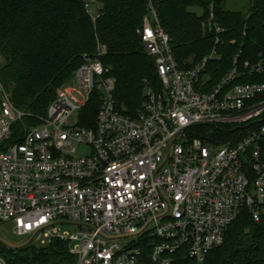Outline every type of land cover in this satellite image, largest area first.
Wrapping results in <instances>:
<instances>
[{
    "label": "built area",
    "instance_id": "1",
    "mask_svg": "<svg viewBox=\"0 0 264 264\" xmlns=\"http://www.w3.org/2000/svg\"><path fill=\"white\" fill-rule=\"evenodd\" d=\"M213 1L202 25L220 33ZM146 9L138 33L160 88L144 87L136 115L116 106V78L87 54L75 84L56 88L40 122L17 133L26 113L0 84V224L38 246L66 242L75 264H204L241 210L264 220V49L257 60L239 50L213 84L216 47L181 66L151 0ZM199 126L240 131L208 143L190 132Z\"/></svg>",
    "mask_w": 264,
    "mask_h": 264
},
{
    "label": "trees",
    "instance_id": "2",
    "mask_svg": "<svg viewBox=\"0 0 264 264\" xmlns=\"http://www.w3.org/2000/svg\"><path fill=\"white\" fill-rule=\"evenodd\" d=\"M98 1L100 8L93 18L85 0H0V84L13 105L26 113L23 123L14 124L16 133L22 124L28 128L40 122L56 88L71 79L83 54L97 57L110 68L116 78V106L126 114H137L145 86L160 88L153 58L146 53L138 33L147 13V0ZM151 1L181 66L193 65L216 47L220 57L208 67L213 84L231 67L239 50L240 60H257L264 49V0H251L246 13L227 9L226 0H214L215 21L223 29L220 33L207 32L202 25L212 0ZM192 7H200L203 14L197 16ZM259 123L264 124V120ZM239 131L190 128L193 136L208 143L225 142ZM0 256L6 264L76 262L67 243L59 239L44 246H0ZM204 264H264V220L255 222L248 210H241L228 226L223 243L207 254Z\"/></svg>",
    "mask_w": 264,
    "mask_h": 264
},
{
    "label": "rangeland",
    "instance_id": "3",
    "mask_svg": "<svg viewBox=\"0 0 264 264\" xmlns=\"http://www.w3.org/2000/svg\"><path fill=\"white\" fill-rule=\"evenodd\" d=\"M87 3V8L89 14L94 18L98 14V9L100 8V2L98 0H85ZM251 0H226V8L233 11H239L246 13L250 8ZM191 10L197 15L201 16L203 14V10L200 7H192ZM65 84L69 86H73L75 84L74 77H71ZM79 111L73 113L70 118L69 125H74L77 123ZM87 149L83 147L77 148L78 154L87 153ZM63 231H66L69 234L75 233L77 228L73 225H64L60 228ZM30 237L28 236H17L12 233L11 226L9 223H1L0 224V246L2 248L10 249V248H18L23 246ZM32 244L38 245V243L33 242Z\"/></svg>",
    "mask_w": 264,
    "mask_h": 264
},
{
    "label": "water",
    "instance_id": "4",
    "mask_svg": "<svg viewBox=\"0 0 264 264\" xmlns=\"http://www.w3.org/2000/svg\"><path fill=\"white\" fill-rule=\"evenodd\" d=\"M31 241H32V239H29L23 246H27V245L31 244ZM23 246H21V247H23Z\"/></svg>",
    "mask_w": 264,
    "mask_h": 264
}]
</instances>
